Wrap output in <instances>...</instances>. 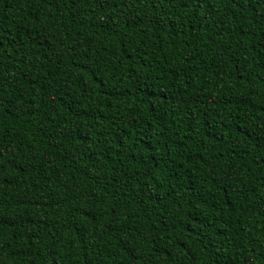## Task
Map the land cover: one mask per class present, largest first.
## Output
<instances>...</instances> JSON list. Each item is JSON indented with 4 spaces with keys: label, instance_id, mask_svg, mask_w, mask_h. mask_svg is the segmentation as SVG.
Segmentation results:
<instances>
[{
    "label": "trees",
    "instance_id": "trees-1",
    "mask_svg": "<svg viewBox=\"0 0 264 264\" xmlns=\"http://www.w3.org/2000/svg\"><path fill=\"white\" fill-rule=\"evenodd\" d=\"M0 264H264V0H0Z\"/></svg>",
    "mask_w": 264,
    "mask_h": 264
}]
</instances>
